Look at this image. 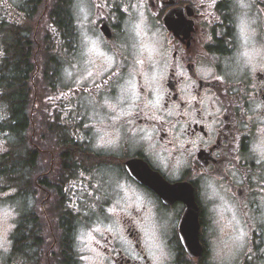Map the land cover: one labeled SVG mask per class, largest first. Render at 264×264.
I'll return each mask as SVG.
<instances>
[{
	"label": "flooded vegetation",
	"instance_id": "1",
	"mask_svg": "<svg viewBox=\"0 0 264 264\" xmlns=\"http://www.w3.org/2000/svg\"><path fill=\"white\" fill-rule=\"evenodd\" d=\"M73 2L0 0V194L7 192L1 191L7 162L13 178L28 179L26 206H11L14 216L0 264L85 261L74 218L65 206L50 204L56 203L55 193L58 201L64 199L65 177L89 165L77 159L81 143L75 139L58 138L50 148L45 139L33 138L30 103L40 96L34 82L50 87L51 40L59 47L61 66L69 45H77ZM93 2L94 36L111 68L102 65L97 84L79 92L97 98L119 83L133 85L132 108L118 121L130 135L124 140L131 150L105 163L113 160L111 165L141 195L142 206H87L88 221L99 215L104 226L101 233L92 231L91 257L97 264H264V158L257 150L264 142V0H245L247 7L238 0H142L158 42L152 61L130 47L123 19L132 13L116 0ZM19 70L26 81L20 137L14 106ZM145 135L152 139H142ZM66 154L74 160H66ZM85 160L94 162L92 156ZM129 160L138 161L136 172L156 191L130 177ZM178 161L183 162L179 168ZM212 188L219 195L213 196ZM9 191L18 201L17 187L12 184ZM233 201L241 202L237 227L248 236L242 246L225 248L231 233L221 230L226 220L220 212Z\"/></svg>",
	"mask_w": 264,
	"mask_h": 264
},
{
	"label": "rangeland",
	"instance_id": "2",
	"mask_svg": "<svg viewBox=\"0 0 264 264\" xmlns=\"http://www.w3.org/2000/svg\"><path fill=\"white\" fill-rule=\"evenodd\" d=\"M116 2L118 6L132 13L123 19L125 27L130 32V47L140 50V53H148V58L152 61L150 53L158 48V42L152 35L153 20L146 11V5L143 9L142 0ZM95 8L93 0H74L72 4L74 18L71 19L78 31L77 45H74L75 48L69 45L65 57L61 56L65 59L61 66L59 47L51 40L49 51L51 87L45 84L46 88L42 81L34 82V88L40 91V96L30 100L34 108V139H45V143L51 148L57 140L56 135L59 138L65 131H69L74 139L83 145V152L88 156L93 152L96 157H93L96 163L89 165L88 170L82 169L75 178H66L62 201L66 204L65 209L74 218L75 240L79 251L81 250L80 253L84 255L83 264H97L98 259L91 257L95 255L91 248L92 231L101 233L104 227L101 218L98 219L99 215L90 217L88 221L87 206H142L141 195L129 186L127 178L125 180L118 169L111 165L113 160L111 159L109 164L105 163L109 156L119 157L126 151L125 148L128 152L131 150L124 140V137L130 135L126 129L119 128L118 121L132 108V101L135 99L133 85L129 81L123 85L119 83L110 92H102L97 98L80 96V93L84 94L89 86L97 84L99 79L97 77L104 70L102 65L107 69L111 68V62L102 49V43L94 36ZM69 25L72 26L65 24L68 28ZM137 25L140 27L137 28ZM142 37L146 42L141 40ZM52 63L55 67H51ZM42 88L45 89L44 97L41 94ZM79 88L83 91L79 92ZM82 171H85V174ZM39 192L41 190L38 191L41 197ZM18 201L15 202L10 191L0 194V206L3 207L0 208L2 221L0 233L5 237L9 234L7 228L14 216L11 206H23ZM109 212H114V209H109ZM239 223L242 224L237 220V224ZM238 228L245 231L244 227Z\"/></svg>",
	"mask_w": 264,
	"mask_h": 264
},
{
	"label": "trees",
	"instance_id": "3",
	"mask_svg": "<svg viewBox=\"0 0 264 264\" xmlns=\"http://www.w3.org/2000/svg\"><path fill=\"white\" fill-rule=\"evenodd\" d=\"M51 67H55V64L52 63ZM17 74H18V92H17V96H16V100H15L16 103L14 104V106L16 107L15 120L17 123V131H18L17 136L20 137V134L24 133V130H25V127L22 130V125L24 123L23 119L25 117V113L22 110V108L26 105V91H25L26 90L25 89L26 81L22 79L23 73L21 70H19V72ZM49 84H50V80H49ZM50 87H51V84H50ZM8 101L10 102L11 99L8 98ZM10 123H11V121L8 124H10ZM55 137H56V139H58V135H56ZM59 138H63V139H67V140H73L74 136L69 131L68 132L65 131V133H63V135H61V137H59ZM19 144L24 145V144H21L20 141H19ZM70 145L71 144L66 143L65 146L68 148V147H70ZM71 148H73V147H71ZM76 148L78 149L76 151V155L79 154V158H77V159H79L81 161V165L82 166H85L86 164L91 165L93 162L90 163V162H87L85 160L86 156H88V154L82 151V149H84L83 145L82 146L76 145ZM71 154L73 155V153H71ZM90 156L96 158L95 155L93 154V152H92V154H90ZM65 158H66V160H69L70 162H72L74 160V158H72V156L69 157L68 154H66ZM81 169H82V167H81ZM5 170L7 171V175L1 177V191H9L12 187V184H13L18 189L17 198L19 199V201L22 203L23 206H26V200H27L26 188H27L28 179L24 176H20V177L18 176L17 178H13V176L11 175L12 168L10 167L9 162H7L5 164ZM77 174H78L77 172L70 173L69 176L65 177L64 181H66V178H75L77 176ZM36 191H38V190H36ZM52 193L53 192H50L51 196H52ZM41 197H42V195H41ZM55 200H56V203L58 202V204L55 203L56 206H66V204H64V202H62L63 200L60 199V201H58V194H56V193H55ZM66 228H68V227H66ZM66 233H68V231H66L65 234Z\"/></svg>",
	"mask_w": 264,
	"mask_h": 264
},
{
	"label": "snow or ice",
	"instance_id": "4",
	"mask_svg": "<svg viewBox=\"0 0 264 264\" xmlns=\"http://www.w3.org/2000/svg\"><path fill=\"white\" fill-rule=\"evenodd\" d=\"M238 3L241 7H247L248 5L245 3V0H238ZM140 25H137V28H139ZM243 31H247V25H244L242 28ZM142 139L145 140H151L152 137L151 135H145L144 137H142ZM190 143H192L193 145H195V141H190ZM259 154L262 158H264V142H262L259 146L258 149ZM188 155H191V151L190 150H186ZM125 163L127 164L128 161H125ZM134 163V162H133ZM183 162L178 161L177 163V168H179L181 166ZM132 170L134 171L135 168L132 167ZM170 176H174V173H170ZM178 178V177H177ZM208 187H212L211 185H208ZM212 195L213 196H217L219 195L218 192L216 191L215 188H212ZM221 199H223V197H220ZM241 202L240 201H233L231 203L228 204L227 207H223L221 209L220 215H221V219L226 220V223L224 225H222L221 230L225 232V234H228V230H230L229 234V240L225 241V248L228 247H239L242 246L243 243L245 242V240L247 239L248 233L243 231L242 229L237 227V217H236V212L239 211V204ZM226 212H230L232 213V217L231 219H228L224 213ZM0 223H2V221H0ZM146 236H149V233L146 231L145 233ZM149 239H152L151 236H149ZM147 242V241H146ZM7 243L6 237L0 233V247H4L5 244Z\"/></svg>",
	"mask_w": 264,
	"mask_h": 264
},
{
	"label": "water",
	"instance_id": "5",
	"mask_svg": "<svg viewBox=\"0 0 264 264\" xmlns=\"http://www.w3.org/2000/svg\"><path fill=\"white\" fill-rule=\"evenodd\" d=\"M102 31L104 32V28L102 29ZM137 162L138 161H136V160H129L127 164L125 163V166H126V169L128 171V174L130 175V177L132 179H134L138 183L146 185L149 189H151L153 191H156V187H155L154 183H152V181L148 180L147 178L141 176L139 173L136 172V168H137L136 164H137ZM132 167L135 168L134 171L132 170ZM147 170L149 171L148 168H147Z\"/></svg>",
	"mask_w": 264,
	"mask_h": 264
}]
</instances>
